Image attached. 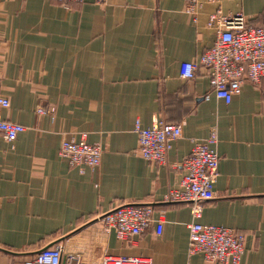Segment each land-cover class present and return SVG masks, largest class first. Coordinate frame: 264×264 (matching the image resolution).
Instances as JSON below:
<instances>
[{"label": "crops", "instance_id": "0c3cea01", "mask_svg": "<svg viewBox=\"0 0 264 264\" xmlns=\"http://www.w3.org/2000/svg\"><path fill=\"white\" fill-rule=\"evenodd\" d=\"M187 0H0V88L10 101L0 117L27 129L0 139V264H24L38 250L64 244L74 252L102 244L116 257L152 264H206L189 255L187 204L166 202L178 187L192 140L218 132L215 197L198 220L246 237L238 264H264V80L245 82L230 104L213 93L201 68L184 80V62H198L215 42L207 4L197 23ZM264 27V0H224ZM38 108L45 113L38 114ZM181 125L164 164L138 155L137 122ZM99 144L96 169L73 167L62 142ZM150 205L144 233L103 235L102 217L124 205ZM91 253V252H90ZM89 253V254H90Z\"/></svg>", "mask_w": 264, "mask_h": 264}, {"label": "built area", "instance_id": "2783aa9c", "mask_svg": "<svg viewBox=\"0 0 264 264\" xmlns=\"http://www.w3.org/2000/svg\"><path fill=\"white\" fill-rule=\"evenodd\" d=\"M62 4L81 3L83 0H51ZM186 13L194 23L207 4L218 6L209 14L208 27L215 32V42L198 62H184L180 76L192 80L204 68L210 87L218 99L230 104L239 95L243 84L260 85L264 80V27L250 25L242 13L225 14L224 0H187ZM10 107L9 99L0 88V110ZM38 114L45 110L38 108ZM26 127L0 117V139L16 142ZM138 135L137 153L148 162L164 164L167 153L174 142L183 137L181 125L156 120L151 127L136 123ZM218 142L216 128H211L204 140H192V149L185 160L184 175L178 187L172 189L166 202L187 204L196 222L189 225V255L203 254L206 264H238L245 252L246 237L232 229L205 225L198 220L203 215V203L215 197V184L219 178L220 157L215 149ZM59 155L73 167L96 169L101 164L103 150L99 144L81 140H64ZM154 208L150 205H124L102 217V233H115L119 240L131 239L144 233L156 224V235L163 232L164 220L154 219ZM91 252V253H90ZM90 253V254H89ZM24 264H152L141 257H116L108 254L102 244L84 252L68 250L64 244H56L38 250Z\"/></svg>", "mask_w": 264, "mask_h": 264}]
</instances>
